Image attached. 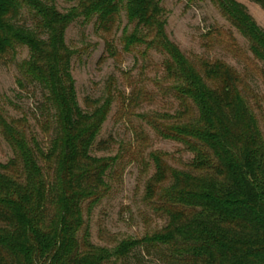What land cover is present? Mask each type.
Returning a JSON list of instances; mask_svg holds the SVG:
<instances>
[{
	"label": "trees",
	"instance_id": "16d2710c",
	"mask_svg": "<svg viewBox=\"0 0 264 264\" xmlns=\"http://www.w3.org/2000/svg\"><path fill=\"white\" fill-rule=\"evenodd\" d=\"M213 1L247 41L264 82V29L236 0ZM250 1L264 10V0ZM120 6L130 23L152 35L147 45L171 59L165 65L168 76L182 83L178 99L190 98L207 126L162 132L188 139L195 151L192 170L169 174L153 157L155 172L144 197L153 201L160 193L155 205L166 225L140 239L126 238L113 251L88 243L84 250L79 236L87 231L84 209L107 195L124 155L93 153L109 150L113 142L99 134L115 98L109 88L99 99L87 98L85 108L79 105L71 73L74 51L65 31L79 16L106 30ZM161 17L160 0H91L66 14L54 0H0V57L28 50L16 63L18 82L38 95L31 117L46 138L38 139L26 113L11 117L0 105V134L13 152L0 163V264H108L111 257L119 264H154L145 263L142 252L157 264H264V200L257 184L264 177V143L256 121L234 71L221 62L200 68L189 62L168 39ZM138 37L125 36L126 47ZM230 188L240 194L239 207L254 217L238 211ZM202 216L210 219V230L198 228Z\"/></svg>",
	"mask_w": 264,
	"mask_h": 264
},
{
	"label": "rangeland",
	"instance_id": "374dc122",
	"mask_svg": "<svg viewBox=\"0 0 264 264\" xmlns=\"http://www.w3.org/2000/svg\"><path fill=\"white\" fill-rule=\"evenodd\" d=\"M87 1L91 0H54V5L62 14L75 13ZM236 1L264 29V10L250 0ZM160 7L168 39L189 62L198 68L221 62L234 71L238 90L264 143V82L259 73L260 63L250 53L247 41L230 25L213 0H160ZM130 34L138 35L140 41L126 47L125 36ZM151 36L143 27L128 21L122 6L106 30L97 29L94 19L85 22L79 16L65 31L66 43L74 51L71 73L79 105L85 108L87 98L99 99L109 88L115 98L99 134L100 139L111 137L113 142L109 150L93 153L124 155L109 182L107 195L93 207L84 209L87 231L84 234L82 230L79 235L84 250H89L88 243L90 248L113 251L126 238L140 239L166 225L165 214L155 205L160 193L154 195L153 201L144 197L146 182L155 172L153 157L160 159L169 174L171 170H192L195 151L188 139H175L162 132L182 125L207 126L206 118L190 98L185 97L183 103L178 99L176 88L182 83L167 74L166 65L171 59L147 45ZM27 56L26 48H16L0 57V105L11 117L26 113L38 139L46 142L31 117L38 95L34 96L29 87L22 89L18 82L16 63ZM12 156V149L0 134V163H6ZM257 184L264 200V177ZM167 185L165 181L162 186ZM228 194L243 216L254 217L252 210L239 207L238 191L230 188ZM212 227L208 217L200 218L199 229ZM142 254L145 263H158ZM108 264H119V261L111 257Z\"/></svg>",
	"mask_w": 264,
	"mask_h": 264
}]
</instances>
